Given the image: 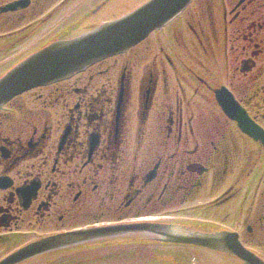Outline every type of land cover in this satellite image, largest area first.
<instances>
[{
  "label": "flooded vegetation",
  "instance_id": "flooded-vegetation-1",
  "mask_svg": "<svg viewBox=\"0 0 264 264\" xmlns=\"http://www.w3.org/2000/svg\"><path fill=\"white\" fill-rule=\"evenodd\" d=\"M76 1L0 0V56L45 28L42 38L68 25L76 35L131 2L66 15ZM218 93L262 140L226 115ZM150 223L235 232L264 260V0H195L127 53L0 108V260L42 238ZM141 237L22 264H129L141 246L166 247Z\"/></svg>",
  "mask_w": 264,
  "mask_h": 264
},
{
  "label": "water",
  "instance_id": "water-1",
  "mask_svg": "<svg viewBox=\"0 0 264 264\" xmlns=\"http://www.w3.org/2000/svg\"><path fill=\"white\" fill-rule=\"evenodd\" d=\"M190 1L152 0L119 21L104 24L78 38L61 40L49 45L29 57L0 80V106L25 91L61 80L85 69L96 61L126 51L146 38L152 30L167 24ZM158 228L149 225H132L66 234L26 247L0 264H18L61 247L135 232L157 234L164 238L163 241L169 243L202 246L232 253L242 259L244 264H264L238 243L236 235H185Z\"/></svg>",
  "mask_w": 264,
  "mask_h": 264
},
{
  "label": "rangeland",
  "instance_id": "rangeland-1",
  "mask_svg": "<svg viewBox=\"0 0 264 264\" xmlns=\"http://www.w3.org/2000/svg\"><path fill=\"white\" fill-rule=\"evenodd\" d=\"M95 0H78L76 1L75 4H73L72 6L69 7V9L66 12V15L68 13H75V9L82 7V5H84L86 2L87 4H91L93 3ZM141 1L143 3L142 0H138L137 2ZM216 2V1H215ZM62 15L56 17L55 19V23L52 24L53 26L58 23L59 21H61L63 18H61ZM61 19V20H59ZM59 20V21H58ZM63 20L60 22V26H63L65 23H62ZM47 28H45L44 30L41 31V33L39 34L40 36L36 37L35 39L31 40L29 43L25 44L21 49H19L17 51V48L13 49L11 52H9V55H13L10 58L13 60V62L17 61V59H19L22 56H19L20 54L22 55L25 51L30 50L31 48H33L34 46H38L41 43V39H43L41 37L42 33L46 30ZM34 49V48H33ZM32 50V49H31ZM21 52V53H20ZM15 56V57H14ZM10 59V60H11ZM9 61V60H8ZM3 62H5V60H0V66L3 64ZM32 105V104H31ZM258 201V197L255 199V202ZM243 231H245V227L242 229ZM244 238H246V234L244 232ZM248 239V238H247ZM8 249L6 247H0V254H4L6 253ZM138 254H141V258L140 260L134 259L132 261H127L126 263L129 262V264H148V261L150 260L151 262L155 261V264H206L208 262L212 261V264H219V258L215 259L216 256H209L204 257L203 255H197V254H192L190 252L186 253L185 251H183L182 248H180V250H176V249H163L160 250L158 248L155 249H148L147 248H141L140 249V253L136 252L135 254L131 251L129 256H137ZM55 255L49 256V257H53ZM65 256V255H63ZM120 260V259H119ZM39 261V260H37ZM122 261V259H121ZM112 261L109 260L108 262L104 261V263L101 264H118L120 263H111ZM209 264V263H208ZM222 264V263H221Z\"/></svg>",
  "mask_w": 264,
  "mask_h": 264
}]
</instances>
